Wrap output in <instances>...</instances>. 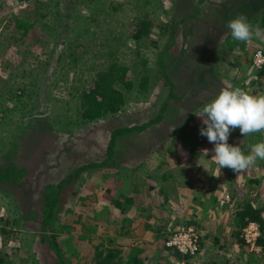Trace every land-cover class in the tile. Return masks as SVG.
<instances>
[{
	"label": "rangeland",
	"instance_id": "rangeland-1",
	"mask_svg": "<svg viewBox=\"0 0 264 264\" xmlns=\"http://www.w3.org/2000/svg\"><path fill=\"white\" fill-rule=\"evenodd\" d=\"M239 3L0 0V165L11 157L26 168L18 183L0 181V264H60L51 234L61 264H97L110 254L124 264L133 256L138 264H184L164 246L166 229L180 223L198 229L200 264H264L239 226L248 204L263 208L264 234V160L240 174L220 169L196 115L222 88L264 94V66L253 62L264 50V11L248 13L261 34L236 41L226 25L247 14ZM143 20L150 31L137 39ZM114 62L126 67L114 83L124 107L86 118L82 93ZM170 91L176 97L163 119L149 125ZM145 123L117 139L108 164L63 186L58 212L44 226L46 187L106 159L115 128ZM261 141L264 132L244 137L237 128L228 143L249 154Z\"/></svg>",
	"mask_w": 264,
	"mask_h": 264
},
{
	"label": "trees",
	"instance_id": "trees-1",
	"mask_svg": "<svg viewBox=\"0 0 264 264\" xmlns=\"http://www.w3.org/2000/svg\"><path fill=\"white\" fill-rule=\"evenodd\" d=\"M200 2H203V0H200ZM230 13H233V11H231ZM230 16L231 15L229 14V17ZM261 21L264 27V16ZM150 26L151 23L149 21L147 20L141 21L137 30L134 33V37L137 39H141L142 37H144L150 31ZM125 68L126 67L116 62L110 64L98 74V80L97 82H95L94 87L91 88L89 92L85 91L82 93V101H84L83 112L86 118L96 119L98 117L100 118L106 116L107 113L114 114L120 111V109L124 107L126 101L125 93L118 90L116 84L114 85V83L120 81L121 78L118 77V72L120 70H125ZM121 81H123V79H121ZM141 81L142 84L140 83L139 86L142 89L146 87L147 84L144 85V83L145 81H148V78L142 77ZM165 81H168L167 77H165ZM126 85L128 89H132L134 87L132 81L126 82ZM172 97H176V95L175 92L170 91L167 98L163 101L162 105L160 106L157 115L148 122L149 125L153 123H159L163 119V113L165 112L168 106L167 104L169 103ZM146 128H148L147 123L141 126H131V127L127 126L123 128H115L111 132V137L107 148L106 159H103L100 162L82 164L78 166L77 169L74 170V172L70 173L67 178L66 177L63 178L57 184L48 185L45 190L46 202L43 210L44 226L49 227V224L51 223L54 216L58 212L57 207L59 206H57V203H60L61 201L60 195L62 193L63 186L69 183L73 179V177L78 176V174L86 168L95 167V166H105L106 164H108L110 160L113 158V155L115 153L113 149L115 148L117 144V139L120 136L131 133L133 129L145 130ZM9 159H10L9 165L6 166L0 165V181L1 182L13 181L15 183H18L24 177L26 173V168H18V165L15 164L13 160H11V157ZM5 168H7V170H5ZM246 209H247V213L243 212L242 210L240 211L239 226L245 227L249 222L253 221L259 223L261 225V229H263V225H262L263 220L261 216V212L263 208L262 209L253 208L251 205L248 204L246 206ZM46 218L47 219L50 218V219L48 221H45ZM263 238H264V234L261 236L259 243L262 244V246L264 247ZM241 239L242 241H244L242 236ZM49 245L58 253L59 260L57 263L60 262L61 264V260L63 259V257L61 255V250L59 249L57 241L53 234L50 235ZM171 253L173 256L177 258H181L183 260L187 259V256H184L177 251H171ZM101 254L102 253H100V256ZM114 257L115 255H111V254L101 256L97 264H124L122 259L114 260ZM127 261L130 262L131 264H138L140 262L138 258L134 256L131 258H127Z\"/></svg>",
	"mask_w": 264,
	"mask_h": 264
},
{
	"label": "clouds",
	"instance_id": "clouds-1",
	"mask_svg": "<svg viewBox=\"0 0 264 264\" xmlns=\"http://www.w3.org/2000/svg\"><path fill=\"white\" fill-rule=\"evenodd\" d=\"M226 27L231 31L232 38L240 42H247L254 35L261 34L258 28L253 29L244 14L230 20ZM196 115L202 118V123L206 126L200 129V135L214 144L212 160L220 169L228 168L240 174L253 167L258 159L264 160V141L252 145L249 154H245L240 146L228 143L231 131L237 128L244 137L264 132V94L253 95L240 87L222 88ZM207 151L205 150L206 154ZM164 246L169 251L184 255L166 247L165 239Z\"/></svg>",
	"mask_w": 264,
	"mask_h": 264
},
{
	"label": "built area",
	"instance_id": "built-area-1",
	"mask_svg": "<svg viewBox=\"0 0 264 264\" xmlns=\"http://www.w3.org/2000/svg\"><path fill=\"white\" fill-rule=\"evenodd\" d=\"M253 61L257 67L264 66V50L258 49L254 53ZM230 201V196L226 195L220 202L223 205ZM244 243L253 254L264 253V247L259 243L262 236L261 225L257 222H249L242 232ZM200 234L197 227L190 223H180L168 227L165 232V245L168 248L178 250L187 256L184 264H200ZM260 252V253H259Z\"/></svg>",
	"mask_w": 264,
	"mask_h": 264
},
{
	"label": "crops",
	"instance_id": "crops-1",
	"mask_svg": "<svg viewBox=\"0 0 264 264\" xmlns=\"http://www.w3.org/2000/svg\"><path fill=\"white\" fill-rule=\"evenodd\" d=\"M234 6L240 8V12L245 10L247 13L246 16L248 17L249 11L254 12L253 9L256 8V6L257 10H264V0H240V3L238 5L235 4ZM167 252L170 253L171 251Z\"/></svg>",
	"mask_w": 264,
	"mask_h": 264
}]
</instances>
